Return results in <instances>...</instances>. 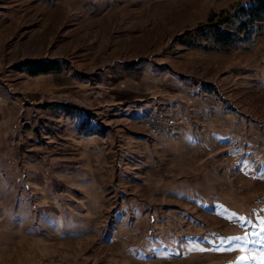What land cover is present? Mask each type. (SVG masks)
Here are the masks:
<instances>
[{
  "label": "rangeland",
  "instance_id": "rangeland-1",
  "mask_svg": "<svg viewBox=\"0 0 264 264\" xmlns=\"http://www.w3.org/2000/svg\"><path fill=\"white\" fill-rule=\"evenodd\" d=\"M246 1L0 0V264H258L264 19L229 47L175 40L234 30ZM41 59L61 72L30 76ZM155 113L182 123L149 136Z\"/></svg>",
  "mask_w": 264,
  "mask_h": 264
},
{
  "label": "trees",
  "instance_id": "trees-1",
  "mask_svg": "<svg viewBox=\"0 0 264 264\" xmlns=\"http://www.w3.org/2000/svg\"><path fill=\"white\" fill-rule=\"evenodd\" d=\"M233 16L241 18V22L234 30H226L222 25L228 23L229 17H222L216 20V15L210 16L203 24L193 29H188L177 36L176 42L182 46L197 48L201 47L199 41L210 39L213 46L229 47L247 39L255 24L264 19V0H247L245 5L237 8ZM207 48V46H203ZM30 76L57 74L61 72L62 66L59 60H28L23 65ZM65 116L74 117L76 114H84V117L77 129L81 136L93 134L91 123L94 121V114L73 105H59Z\"/></svg>",
  "mask_w": 264,
  "mask_h": 264
},
{
  "label": "built area",
  "instance_id": "built-area-1",
  "mask_svg": "<svg viewBox=\"0 0 264 264\" xmlns=\"http://www.w3.org/2000/svg\"><path fill=\"white\" fill-rule=\"evenodd\" d=\"M180 117V116H179ZM176 114H149L145 118V124L149 131V136L156 137L174 127L180 125L182 120Z\"/></svg>",
  "mask_w": 264,
  "mask_h": 264
},
{
  "label": "snow or ice",
  "instance_id": "snow-or-ice-1",
  "mask_svg": "<svg viewBox=\"0 0 264 264\" xmlns=\"http://www.w3.org/2000/svg\"><path fill=\"white\" fill-rule=\"evenodd\" d=\"M264 223V222H262ZM262 231H264V228H262ZM231 240H234V241H243L245 243H247V237L246 236H235V237H231L229 238ZM199 251L203 252V251H206V249L204 248H199L198 249ZM215 251H224L223 248H216L214 249ZM243 250V249H241ZM254 259H257L258 260V264H264V252H261L259 257H253ZM249 260V257L248 256H240L238 258V260L235 262V264H246V262Z\"/></svg>",
  "mask_w": 264,
  "mask_h": 264
},
{
  "label": "crops",
  "instance_id": "crops-1",
  "mask_svg": "<svg viewBox=\"0 0 264 264\" xmlns=\"http://www.w3.org/2000/svg\"><path fill=\"white\" fill-rule=\"evenodd\" d=\"M58 74V73H57ZM54 75V74H53Z\"/></svg>",
  "mask_w": 264,
  "mask_h": 264
}]
</instances>
